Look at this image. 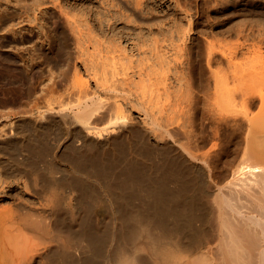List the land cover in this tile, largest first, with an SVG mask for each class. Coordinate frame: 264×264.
Returning a JSON list of instances; mask_svg holds the SVG:
<instances>
[{"label":"bare ground","instance_id":"bare-ground-1","mask_svg":"<svg viewBox=\"0 0 264 264\" xmlns=\"http://www.w3.org/2000/svg\"><path fill=\"white\" fill-rule=\"evenodd\" d=\"M30 32L49 42L42 25ZM79 33L67 77L1 101L0 264H264V72L218 73L208 50L217 73L204 66L205 103L184 64L187 85L175 72L188 92L173 89L168 62L170 90L204 98L190 95L203 106L191 99L175 121L177 107L161 108L167 82H152L164 59L152 40L89 44ZM25 65L32 79L41 72L33 54ZM155 92L175 117L156 111Z\"/></svg>","mask_w":264,"mask_h":264},{"label":"rangeland","instance_id":"rangeland-1","mask_svg":"<svg viewBox=\"0 0 264 264\" xmlns=\"http://www.w3.org/2000/svg\"><path fill=\"white\" fill-rule=\"evenodd\" d=\"M232 3L229 0H0V27L15 26L16 29H23L22 32H18L16 34L3 33V31H0V111L9 110L1 104L5 94L24 88L26 101H28L29 88L35 89L36 85L40 83L43 85L50 83L51 79H63L67 72H72V70L70 72L68 71L71 69H69V67L72 64L74 56H76L77 52L80 51L76 46V40H74L75 37L73 38L74 34H72L75 33L76 28H79V30L81 29V32L87 28V30L84 31L85 34L79 33L80 31L76 30L79 34H81V36L83 35L85 37L84 39V37L82 38L78 34L80 39L85 40H83L84 42L89 41V39H93L92 41L94 42L95 38L97 40V37L94 36L95 30V32L98 33H96V36L98 35V38H100L98 40H103L105 42L108 41L109 38L110 40L111 38L113 39L111 41H118L119 38H122L123 40H120L123 42L127 39L131 41L132 38H134V40L139 39L137 41L140 42H143V39L148 41L152 40L150 41L152 43V56L160 55V57L156 56L157 61L159 60L158 58H162L161 56H163L164 59L167 58L166 62L162 58L163 60H159L160 64L156 61L157 64L155 65L158 67L160 66V69H163L162 71L164 72V70L168 68L166 64L170 62L168 66L170 65L171 68L169 67L170 69H167L169 72L166 71L169 75L165 74V72L163 73L162 71L161 73L159 68L155 69V71L157 70L156 72H153L154 69H152V77H154L152 79L156 80L160 78V81H162V79L165 78L163 77V74H165L164 76L167 75V79L172 81V84L173 82L176 83L174 84V88L169 80L165 81L163 79L164 81L162 82H167L166 84L168 85L167 86L165 84L167 86H165L166 89L169 87V81L171 88L173 86L174 90L177 87L176 85L179 84L180 86L182 85V87L180 88V86H178V88H180V90L182 89V91L184 90V92L187 91L188 88H191L193 91L196 86V88L201 90V88H199V85H202L200 81H204L202 79V74H204V72L207 74L209 69L213 71L215 70L214 72L216 73L217 70L218 73H220L219 71L222 73L224 72L223 74H227L228 72L229 74H232L233 71L231 70L234 68H236V71L237 69H242L244 72L246 70L262 73L264 72V0H237V4H235L234 1ZM36 25H42V27H45V30L47 31L46 34L49 36V42L43 41L46 38L45 34L41 35L30 32V29L35 28ZM72 26L73 28L75 27L73 30L74 32H72ZM116 26H118V30L121 28L124 29V26L126 28L120 34L122 29L120 32L116 31ZM243 26L247 29L243 28ZM89 27H91L90 30L92 31L95 28L96 29L93 33H91L92 31L90 32L88 30ZM98 27L102 28V30L97 29ZM127 27L130 28V31ZM111 29L115 30L116 34L115 31H111ZM240 29L243 30V32L241 31L243 34H246L245 32L247 31L246 37H248L251 32V36H249V39L247 38V41L244 40L245 37H242L245 35H241V33H239ZM99 31H101V33ZM104 31H106L107 34H104ZM77 32L75 35H77ZM99 33L100 35L103 34L105 36H99ZM184 34L187 37V40H184L186 39ZM78 37L76 36V38ZM148 41L144 42L149 43ZM88 43L91 44L90 41ZM30 48L33 50L29 51ZM92 50H90V52H92ZM208 50L215 52L216 55L213 52L215 60H219L220 63L219 64L218 61H216L217 64L220 65L218 67L216 66L218 69L215 67V65H217L216 62L212 65L214 68L209 65V57H207V55L209 56ZM93 51L95 52V50ZM32 54L39 57L42 66L41 72L36 74L34 79H32V74L27 71L25 65V62ZM216 56L218 57L217 59ZM201 57H203V60L199 59ZM156 58H152V61L154 62ZM196 59L198 60L197 63ZM226 59H229L236 64H240V66L237 65L236 67L234 65V67L231 63H229L230 61ZM175 61L177 68H175ZM161 62H163L164 66ZM177 62L179 63V66L183 62L181 65L183 66L184 64L187 69V74H189L186 77L187 79L188 76L189 78L192 76L193 79V75L197 74V76L200 77V72L201 78L196 76L197 78L194 79V82L192 80L194 87H191L192 84L190 85V82L188 83L190 87L186 84L187 79L184 78V76H186V69H183V66V72H181V66L179 67ZM190 62H192V64H190ZM154 63L152 64L155 68ZM171 63L174 64L171 66ZM228 63L232 65L233 68L230 67ZM201 65L203 67L205 66L207 70ZM162 66L163 68H161ZM165 66L166 68L164 69ZM178 68H180V71ZM188 69L190 71L193 70V72H190ZM210 70L208 74L213 72ZM175 71L179 73V77L184 75L183 78L180 79L186 80L184 82L188 86H186L187 90L183 89L185 88L184 82H178L179 77ZM201 71L204 72L201 73ZM154 73L157 74V78ZM192 73L193 75H191ZM152 82L155 85L157 80H152ZM205 82L203 85L207 83ZM162 84L163 83L157 85H160L159 87L162 88ZM154 85L153 88H158H155L156 92L159 91V89L160 91L164 90V88L161 90V88L157 87V85L155 87ZM201 87L203 90L205 89V86ZM37 90L38 91H36V93L40 94L41 88ZM168 90H170V87ZM174 90L172 91L176 93L177 90ZM180 90H178V93ZM203 90L199 93H202ZM164 91L162 92L163 94H160L161 92L156 94L155 92V96L158 98V100L155 99L156 105L160 103L162 99L163 101L169 99L165 102L166 104L162 105L163 102H161L162 104H158L157 107L155 106L156 111L159 109L161 110L164 106H166L162 108L164 111L167 108L171 109L170 107L174 106V108L177 107V111L179 110L177 116L181 112L184 114L183 110L186 109H184V107H188V103L186 102L193 104L195 100L200 97L202 98V95H204V98L208 96L204 92L202 95H195L194 93L196 90L193 93L191 91L190 95L199 97L194 100V97L191 98L192 96L188 93L185 94L181 91L183 94H188L190 97L189 99V97L185 96L188 98L185 99L184 95H181L182 93L180 92L179 96H183L184 98L182 100V97H176L178 93L174 94L170 90V97L168 98V95H166L167 99H165L166 97L164 98L163 95L165 96V93L168 94V92ZM158 94L163 97L161 98L160 96L161 100H159L160 98ZM206 98L204 99L205 103L207 102ZM191 99L194 101L192 100L193 102H191ZM200 99L198 102L200 101L199 104L201 103L202 105L200 104L199 106H203L202 102L204 100L201 99L203 100L201 102ZM197 104L194 107H197ZM160 105H162L161 108L158 107ZM181 105H183V109L181 108ZM191 105H189V107ZM178 107H180L182 111L180 108L178 109ZM157 108L159 109L157 110ZM174 108L171 111L169 110L170 112L168 111L169 114H166L167 112L163 113V110H161L162 114H166V117H168V115L171 117L172 115L170 113H174V110H176ZM182 114H180V116H182ZM185 114L183 118L178 116L181 120L177 119L175 121H184V117L187 118ZM162 116L165 117L164 115ZM173 116L171 118H173ZM195 116L199 117V115ZM154 139L155 138H152V141Z\"/></svg>","mask_w":264,"mask_h":264}]
</instances>
